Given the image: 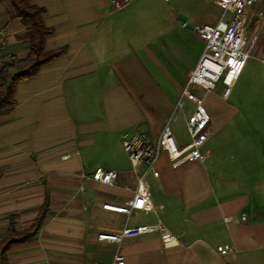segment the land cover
I'll return each mask as SVG.
<instances>
[{"label":"crops","instance_id":"1","mask_svg":"<svg viewBox=\"0 0 264 264\" xmlns=\"http://www.w3.org/2000/svg\"><path fill=\"white\" fill-rule=\"evenodd\" d=\"M169 1L30 0L51 29L45 50L63 51L18 80L15 102L0 113V253L10 221L26 230L48 202L35 238L7 250L9 264L111 263L117 254L125 264H264V121L251 117L244 128L258 132L227 142L233 156L222 142H207L241 110L229 102L233 85L198 90L211 116L204 145L210 154L178 166L162 154L159 175L148 174L155 210L103 207L133 198L137 178L122 145L125 130L156 138L169 122L175 138L187 132L193 102L174 108L203 48L194 25L218 18L180 21ZM26 30L10 1L0 0L4 61L28 55ZM98 166L117 170L116 184L88 176ZM158 220L177 241L157 233L98 239Z\"/></svg>","mask_w":264,"mask_h":264},{"label":"built area","instance_id":"2","mask_svg":"<svg viewBox=\"0 0 264 264\" xmlns=\"http://www.w3.org/2000/svg\"><path fill=\"white\" fill-rule=\"evenodd\" d=\"M131 0H113L121 6ZM257 0H216L221 13L214 23L195 24L194 28L203 40V48L198 62L189 73L177 97L174 114L184 108L186 100L193 102V109L186 120L189 141L178 144L171 125L168 123L160 134L153 138L143 129L125 130L121 135L122 145L128 154L137 183L133 198L128 204L104 203L106 209L131 214L138 211L155 210L152 202L148 174L159 175L157 164L165 152L172 165L178 166L190 159L205 160L210 152L204 150L209 137L211 116L204 104L203 96L198 92L215 89L218 82L231 87L239 75L247 57L251 54L253 42L248 38L249 24L253 16V5ZM261 16L262 13H259ZM4 60L0 55V67ZM86 176V173H82ZM93 179L116 184L118 171L98 166L88 175ZM157 233L166 242L178 240L177 234L170 231L161 220L126 226L118 232H100L98 239L121 242L127 237ZM233 249V248H229ZM125 264V257L117 254L111 263Z\"/></svg>","mask_w":264,"mask_h":264},{"label":"rangeland","instance_id":"3","mask_svg":"<svg viewBox=\"0 0 264 264\" xmlns=\"http://www.w3.org/2000/svg\"><path fill=\"white\" fill-rule=\"evenodd\" d=\"M178 13L180 21L212 22L221 13V8L211 0L210 4L203 0H170ZM253 16L249 24V34L253 42L251 54L247 57L243 68L235 79L229 93V102L241 108L240 112L234 115L232 125H224L215 130L208 139V143L220 141L224 144L223 153L225 155H235V148L226 145L233 140H241L247 135L256 134L257 130L246 129L244 126L251 117L260 118L264 121V0H257L252 8ZM259 13H262L260 16ZM204 16L207 20L204 19ZM221 83V82H218ZM253 112H249L252 111ZM258 109V110H256ZM176 138H189L188 132L181 130L176 132ZM214 143V142H213Z\"/></svg>","mask_w":264,"mask_h":264},{"label":"trees","instance_id":"4","mask_svg":"<svg viewBox=\"0 0 264 264\" xmlns=\"http://www.w3.org/2000/svg\"><path fill=\"white\" fill-rule=\"evenodd\" d=\"M9 1L14 10V16L27 27L26 37L29 41L30 52L23 58L12 56L0 67V113L15 102L14 91L18 80L34 74L42 63L63 51V48L52 51L45 50L46 36L51 29L44 23L42 7L31 4L30 0ZM47 209L48 202L46 201L34 223L26 230L18 231L13 219L10 221L7 237L0 253L1 264H9L6 252L11 245L35 238L44 222Z\"/></svg>","mask_w":264,"mask_h":264}]
</instances>
